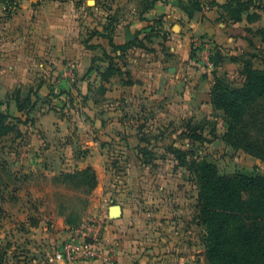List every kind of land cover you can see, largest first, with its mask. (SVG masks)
Returning a JSON list of instances; mask_svg holds the SVG:
<instances>
[{
  "label": "crops",
  "instance_id": "obj_1",
  "mask_svg": "<svg viewBox=\"0 0 264 264\" xmlns=\"http://www.w3.org/2000/svg\"><path fill=\"white\" fill-rule=\"evenodd\" d=\"M149 1L64 0L74 8L84 3V8L92 14L96 8L102 11L92 30L102 32L106 16L113 15L112 38L119 44L132 40L134 33L150 25L153 18L163 19L169 32L165 49L158 38L147 43L150 52L143 48L131 49L125 55V66L122 67V71H128L129 75H115L109 82H103L106 91L100 96L106 101L121 103V107H104L98 101L97 88L102 84L99 71L108 64L103 51L112 55L107 39L98 35L92 36L81 47L72 43L65 49L57 44L54 46L53 52H59L55 55L61 61L64 58L72 61L73 69L69 74L61 68L58 75L36 78L37 70L25 60L8 66L11 75L6 78L0 74V101L9 99L15 90L40 84L37 91L40 102L31 112L32 121L18 125L19 134H15L7 155L13 168L6 167L0 173V207L3 210L0 224L8 228L7 231L0 229V259H16L17 264H204L201 255L189 250L186 253L182 248L184 245L176 248L172 236H157L148 241L137 236L158 226L167 230L174 223L172 213L153 220L148 212L136 206L118 204L121 215L111 218L108 210L114 203L109 193L102 190L92 197L98 202V210L88 218L94 222L85 225L82 221L85 226L76 236L77 240H82L85 235L89 242L95 239L89 243L90 254H73L70 260L56 259L55 253L62 248L65 239L61 236L63 221L55 220V228L49 229L47 219H35L34 205L44 192L34 185L25 187L12 183L20 185L19 181L23 179L59 177L72 165L78 170L90 166L99 171L98 167L109 161L106 148L110 145L120 148L119 156L132 153L140 164L136 147L143 145L141 130L131 120L132 116H142L148 111L167 120L211 117L214 111L210 104V89L214 76L230 79V72L240 66L224 53L225 50L250 52L253 47L264 49V34L257 32L264 31V0H259L260 8L252 9L260 16L253 22H248L246 15L238 22H224L219 19L217 8H204L190 17L178 7L177 0L156 1L142 12L143 4ZM216 1L219 4L225 2ZM103 4L109 9H104ZM142 36L141 33L139 37ZM216 51L222 55L221 61L214 60ZM38 68L43 69V65L39 64ZM126 80L131 83H124ZM242 81L241 78L238 85ZM50 88L54 92L70 91L76 100L86 96V100H81L80 109L71 110L68 117L64 110L61 114L42 102ZM11 111L20 115L12 106ZM74 143L79 144L77 149ZM162 201L166 202V197ZM11 221L21 228L11 229L14 227ZM8 231L18 233L20 241L16 251L14 243L10 245L7 240L12 237Z\"/></svg>",
  "mask_w": 264,
  "mask_h": 264
},
{
  "label": "rangeland",
  "instance_id": "obj_2",
  "mask_svg": "<svg viewBox=\"0 0 264 264\" xmlns=\"http://www.w3.org/2000/svg\"><path fill=\"white\" fill-rule=\"evenodd\" d=\"M12 2L13 4H8L7 0H0V74L5 78L11 75L7 69L8 66H13L14 62L23 60L28 62L31 68L37 70L36 78H43L42 75L46 78L53 77L56 73L58 75L61 68L69 74V71L73 69L72 61L68 62L66 58L61 61V58L55 55L59 52H53L54 46L57 44L64 49L68 48L70 43L80 47L84 46L88 31L92 30L95 22L99 21L102 11L96 8L92 14L90 10L84 8V3L74 8L71 3H64V0L57 4L40 3L36 0H12ZM148 49L145 50L150 52ZM251 50L250 52L225 50L224 53H227L240 66L246 60H252L255 68L262 69L264 49L253 47ZM39 64L43 65V69L38 68ZM240 66L230 72L228 80L234 86L238 85L241 78L243 79L239 73L242 68ZM97 94L102 106L121 107L122 105L114 101H106V98L100 96L99 92ZM62 98H52L53 101L50 102V105L57 107L61 114L64 110V114L69 117L71 110L80 109L81 99H75L76 102L71 104L68 96L64 95ZM131 120L140 128L143 142H149L152 147L155 154L154 160L151 161L152 164H139L132 153L119 156L120 148L110 145L106 148L109 161L102 164L100 168L98 167L99 171L93 169L96 176L93 187L91 186V171L79 173L73 165L68 166L70 167L68 172H64L65 174L59 177L23 179L19 181L20 185L14 181L12 183L25 187L34 185L44 192L43 195L41 194V199L34 205L36 208L34 218L47 219L49 229H54L55 220L61 219L63 221L61 236L65 238L64 242L71 238L70 236L77 238V233L82 230L86 222L92 223L93 220L89 218L93 211L98 210V202L92 197L97 191L102 190L109 193L112 197L109 198L114 204L136 206L139 210L148 212L150 219L153 220L161 219L163 214L172 213L174 223L167 230H161L158 226L148 232L139 233L137 236L147 241L157 236H172L176 248L184 245L182 248L186 253L189 250L195 255L199 254L203 258V263L209 264L205 258L203 242L205 228L197 223L196 177L185 167L175 165L173 155L166 152L167 144L193 149L199 160L214 163L220 174L243 171L264 175V162L255 161L253 157L241 150L235 151L227 147L221 140L225 129L221 111H214L211 117L205 116L199 119L176 117L170 120L147 111L145 115L132 116ZM196 126L202 127V135L207 140L194 141L190 144L183 131L187 127L197 128ZM15 134L16 131L13 130L0 137V173L6 167L10 170L13 168L7 155L12 148ZM77 146L79 144L74 143L75 149L78 148ZM243 195L247 197V193ZM165 197L166 202L162 201ZM11 223L14 225L11 229L21 228L20 225L17 226V223L13 224V221ZM2 228L5 231L8 230L0 224V229ZM9 233L12 237L7 240L10 245L14 243L16 251L20 241L18 233L11 231ZM87 238L84 235L82 240L88 243L95 240L90 239L91 242H89ZM0 263L17 264V260L2 257ZM48 264L51 263L48 262Z\"/></svg>",
  "mask_w": 264,
  "mask_h": 264
},
{
  "label": "trees",
  "instance_id": "obj_3",
  "mask_svg": "<svg viewBox=\"0 0 264 264\" xmlns=\"http://www.w3.org/2000/svg\"><path fill=\"white\" fill-rule=\"evenodd\" d=\"M156 1L159 0L145 2L142 12L151 8ZM7 2L13 4L12 0ZM258 2L259 0H225L219 4L216 0H177V5L190 17L204 8H217L220 11L219 19L224 22H238L243 15H246L248 22H253L260 17L252 10L261 7ZM103 7L109 9L105 4ZM113 23L114 16L108 14L102 24V32L91 30L85 41L87 43L92 36L98 35L107 39L110 46L112 55L103 51L108 64L103 71H99L102 84L97 90L100 95L106 91L103 82H109L115 75H129L128 71H122V67L125 66V55L131 49H148L147 43L153 42L155 38L164 46L169 36L163 19L158 17L153 18L152 23L144 29L136 31L132 40L119 44L112 38ZM257 32L264 34L263 30ZM141 33L142 38L139 37ZM213 55L214 60L221 61L219 51ZM240 67L239 73L243 77L241 85L234 86L225 77L214 76L210 104L213 111L222 113L225 129L221 140L231 149L241 150L264 162V66L258 69L254 67L252 60H246ZM124 83L130 84L131 81L126 80ZM39 86L40 84L28 86L25 90H15L9 99L0 101V137L13 130L19 134L18 125L32 121L31 112L40 102L37 94ZM61 95L68 96L71 104L76 102L70 91L54 92L53 88H50L42 102L49 105V109L59 111L50 102L53 101L52 98L63 99ZM81 100L84 102L86 96H82ZM11 106L20 115H15ZM196 127H187L183 131L190 144L207 140L202 135V127ZM140 140L143 145L136 147V151L141 164H152L155 157L152 147L149 142L144 143L141 136ZM166 152L173 155L176 166L185 167L196 177L197 223L205 228L203 242L206 261L209 264H264V175L243 171L220 174L214 163L199 160L193 149L181 148L175 144H167ZM74 169L79 173L91 171V186L95 185L96 176L92 167ZM244 193H247V197H244ZM2 214L0 207V215Z\"/></svg>",
  "mask_w": 264,
  "mask_h": 264
},
{
  "label": "built area",
  "instance_id": "obj_4",
  "mask_svg": "<svg viewBox=\"0 0 264 264\" xmlns=\"http://www.w3.org/2000/svg\"><path fill=\"white\" fill-rule=\"evenodd\" d=\"M63 244L62 248L55 253L56 259L70 260L73 254H80L88 256L90 254L91 245L83 240H77L75 237L70 236Z\"/></svg>",
  "mask_w": 264,
  "mask_h": 264
},
{
  "label": "water",
  "instance_id": "obj_5",
  "mask_svg": "<svg viewBox=\"0 0 264 264\" xmlns=\"http://www.w3.org/2000/svg\"><path fill=\"white\" fill-rule=\"evenodd\" d=\"M108 213L111 218H118L121 215L120 205L114 204L109 207Z\"/></svg>",
  "mask_w": 264,
  "mask_h": 264
}]
</instances>
